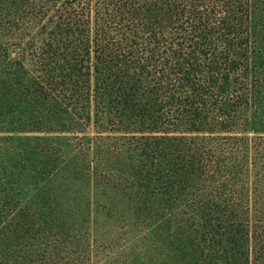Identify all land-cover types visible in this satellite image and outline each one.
<instances>
[{
	"label": "trees",
	"instance_id": "16d2710c",
	"mask_svg": "<svg viewBox=\"0 0 264 264\" xmlns=\"http://www.w3.org/2000/svg\"><path fill=\"white\" fill-rule=\"evenodd\" d=\"M94 220L264 264V0H0V264H87Z\"/></svg>",
	"mask_w": 264,
	"mask_h": 264
},
{
	"label": "rangeland",
	"instance_id": "374dc122",
	"mask_svg": "<svg viewBox=\"0 0 264 264\" xmlns=\"http://www.w3.org/2000/svg\"><path fill=\"white\" fill-rule=\"evenodd\" d=\"M84 229L81 245L88 253L87 264H150V257H154L142 238L140 225L94 220Z\"/></svg>",
	"mask_w": 264,
	"mask_h": 264
}]
</instances>
